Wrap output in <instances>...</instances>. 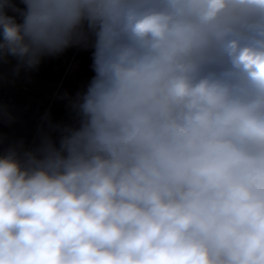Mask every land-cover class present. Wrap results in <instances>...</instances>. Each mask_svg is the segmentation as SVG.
<instances>
[{"label": "clouds", "instance_id": "1", "mask_svg": "<svg viewBox=\"0 0 264 264\" xmlns=\"http://www.w3.org/2000/svg\"><path fill=\"white\" fill-rule=\"evenodd\" d=\"M69 48L75 123L0 150V264H264V0H0V65Z\"/></svg>", "mask_w": 264, "mask_h": 264}, {"label": "crops", "instance_id": "2", "mask_svg": "<svg viewBox=\"0 0 264 264\" xmlns=\"http://www.w3.org/2000/svg\"><path fill=\"white\" fill-rule=\"evenodd\" d=\"M16 64L9 57L0 65V150L4 151L20 145L36 148L43 137H58L57 126L74 124L72 102L93 74L90 52L80 48L45 56L35 69L17 73Z\"/></svg>", "mask_w": 264, "mask_h": 264}]
</instances>
